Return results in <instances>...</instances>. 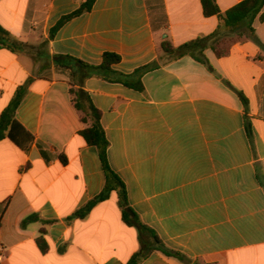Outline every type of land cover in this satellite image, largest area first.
Listing matches in <instances>:
<instances>
[{
  "label": "crops",
  "instance_id": "crops-1",
  "mask_svg": "<svg viewBox=\"0 0 264 264\" xmlns=\"http://www.w3.org/2000/svg\"><path fill=\"white\" fill-rule=\"evenodd\" d=\"M84 1L0 0V116L26 89L16 119L34 137L26 150L0 141V264H127L139 251L115 193L85 220L68 221L103 191L106 175L79 135L70 72L55 57L97 66L106 52L121 56L114 67L124 74L160 64L144 76V92L85 83L110 167L141 221L190 264H264V22L254 24L260 45L226 36L201 0H96L52 38ZM242 1L216 0L222 13ZM216 33L210 43L219 38L220 49L230 40L223 57L209 47L176 57L161 48ZM32 215L53 223L23 226ZM142 264L187 263L154 252Z\"/></svg>",
  "mask_w": 264,
  "mask_h": 264
},
{
  "label": "trees",
  "instance_id": "trees-1",
  "mask_svg": "<svg viewBox=\"0 0 264 264\" xmlns=\"http://www.w3.org/2000/svg\"><path fill=\"white\" fill-rule=\"evenodd\" d=\"M95 2L96 0H85L77 11L64 16L51 30V37H55L57 32L70 20L92 11ZM201 3L206 17L216 16L220 19L226 30V36H236L239 39L247 38L262 45L256 36L254 24L258 18L260 22H264V13H262L264 10V0H244L226 13L221 12L216 0H201ZM216 37L217 33L207 38L190 42L179 48H176L171 42L165 40L161 48L166 55L176 57L185 54L195 56V52L200 51L203 53L209 47L218 57H223L228 51L219 48V38L214 43H210ZM262 47L264 49V46ZM55 60L58 67L70 72L72 103L80 113L81 122L85 125V128L79 132V135L89 146H93L98 150L106 175V184L103 191L77 210L68 221L85 220L97 205L109 200L115 193L121 210L122 221L128 227L136 228L139 234L140 249L127 264H142L154 252H160L168 258H175L181 262L190 264L191 262L186 256L169 249L157 233L141 221L138 214L130 206L126 186L121 178L111 169L108 161L110 144L101 123V112L95 107L90 94L85 90L87 80L98 78L106 82L122 84L137 92H144V76L158 69L160 64L154 61L136 69L131 74H124L117 71L114 67L122 61L121 56L112 52L104 53L102 63L97 66L70 56H56ZM25 93L26 89H19L10 105L0 116V141L9 139L22 150L29 149L34 143V137L16 119V111ZM239 95L245 106H247L248 101L245 96L241 93ZM246 130L249 136H251V126L247 116ZM64 162L66 163V161ZM33 222H43L46 225L53 223L52 221L42 220L39 215H32L25 219L22 225L27 226ZM45 233L46 230L42 229L41 236L38 239V243L44 251L47 248L44 240Z\"/></svg>",
  "mask_w": 264,
  "mask_h": 264
},
{
  "label": "rangeland",
  "instance_id": "rangeland-1",
  "mask_svg": "<svg viewBox=\"0 0 264 264\" xmlns=\"http://www.w3.org/2000/svg\"><path fill=\"white\" fill-rule=\"evenodd\" d=\"M222 43H223L222 50H227V47H228V45H229V43H230V40H228V41L224 40V41H222ZM219 46H220V45H219Z\"/></svg>",
  "mask_w": 264,
  "mask_h": 264
},
{
  "label": "built area",
  "instance_id": "built-area-1",
  "mask_svg": "<svg viewBox=\"0 0 264 264\" xmlns=\"http://www.w3.org/2000/svg\"><path fill=\"white\" fill-rule=\"evenodd\" d=\"M3 250H4V247L0 244V260L3 257Z\"/></svg>",
  "mask_w": 264,
  "mask_h": 264
}]
</instances>
